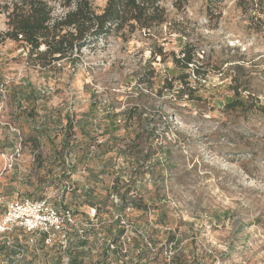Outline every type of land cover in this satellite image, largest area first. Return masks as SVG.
I'll return each mask as SVG.
<instances>
[{
	"label": "rangeland",
	"instance_id": "obj_1",
	"mask_svg": "<svg viewBox=\"0 0 264 264\" xmlns=\"http://www.w3.org/2000/svg\"><path fill=\"white\" fill-rule=\"evenodd\" d=\"M88 1L101 11L107 0ZM159 9L161 24L112 33L45 69L5 37L0 13V221L6 202L46 199L78 224L95 215L111 225L112 264H264V112L251 101L225 108L236 90L264 105V25L249 27L235 0ZM183 50L195 62L184 72L172 62ZM69 237L62 249L0 232V264L5 241L24 248L22 264H73V253L87 264L84 241Z\"/></svg>",
	"mask_w": 264,
	"mask_h": 264
},
{
	"label": "trees",
	"instance_id": "obj_2",
	"mask_svg": "<svg viewBox=\"0 0 264 264\" xmlns=\"http://www.w3.org/2000/svg\"><path fill=\"white\" fill-rule=\"evenodd\" d=\"M161 1L163 0H107L103 9L97 11L88 0H0V13L4 15L5 19V37L14 43L24 45L29 55L35 54L36 60L45 69L54 63L74 61V56L79 54L81 49L86 47L88 43L105 39L112 33L123 36L125 32L133 33L135 29L149 30L153 24H161L163 22L162 10L159 9ZM215 1L219 2L221 0ZM54 6L58 7L60 11L58 14H55ZM235 8L247 18L249 27L254 29L263 27L264 0H235ZM181 54L183 55L181 59H176L172 54V62L175 68H179L184 72L195 62L190 55L186 54L185 50ZM193 73L200 75L197 68L193 70ZM207 73L208 71L205 70L202 75L203 80H205ZM188 78V75H183L179 80ZM21 97L24 96L21 95ZM28 98H31L32 104L36 105V98L32 94L30 96L29 93ZM250 101L255 103V110L264 112V105L258 104L253 96L248 94L245 97H240L237 90L235 91V97L226 103L225 108L234 111L237 108L244 107L247 103L249 104ZM85 124L86 122L79 121L77 125L81 129L84 139L90 140V144L91 140H94L92 137L94 131L90 129L86 131L87 125ZM33 140H37V138H33ZM62 143L64 144V141ZM86 202L89 206L96 207L97 205L90 201ZM53 207L57 209L55 206ZM4 210L5 207L3 206L2 215ZM91 225L83 231V234L87 236L85 239L78 233L79 225L69 227L68 236L69 233L73 232L74 236H78L79 239L84 241L83 246L85 247L84 243L87 242L89 232L99 227L96 233L102 236L103 241L100 257L97 259L100 260V264H112L106 259L108 257L106 254L109 252L106 243L109 239L115 237L112 229H110L111 225L105 227L97 220L95 224ZM138 229L137 226L135 235L132 237L133 247L138 249L137 258H142L145 251L140 243L143 233H140ZM11 230H18L32 236V238L40 237L42 241H46V237L39 233H28L16 227ZM121 232L123 233V230ZM55 238L59 242L58 237ZM68 246L69 243L66 249ZM2 249L8 250L4 255L6 257L3 264L23 263L24 248L12 247L5 241ZM118 251V247L112 251L115 254L114 262L117 261ZM72 258L73 264H81L80 260L83 259L78 260L80 257L76 258L75 253H73ZM119 263L125 264L121 261Z\"/></svg>",
	"mask_w": 264,
	"mask_h": 264
},
{
	"label": "built area",
	"instance_id": "obj_3",
	"mask_svg": "<svg viewBox=\"0 0 264 264\" xmlns=\"http://www.w3.org/2000/svg\"><path fill=\"white\" fill-rule=\"evenodd\" d=\"M5 210L0 221V232L4 233L14 227L21 228L28 233H39L46 237L45 242H50L54 237H58L62 249H66L70 239L68 228L79 225V235L85 239L84 229L96 223V216L93 215L89 223L78 224L73 211L65 209L58 211L46 199L32 201L20 200L16 202H6ZM93 220L95 223H93ZM124 225V222H122ZM113 249V246H110Z\"/></svg>",
	"mask_w": 264,
	"mask_h": 264
},
{
	"label": "crops",
	"instance_id": "obj_4",
	"mask_svg": "<svg viewBox=\"0 0 264 264\" xmlns=\"http://www.w3.org/2000/svg\"><path fill=\"white\" fill-rule=\"evenodd\" d=\"M98 228H94L89 232L87 242L84 243V255L85 259H87V264L92 263L94 259H97L100 257L101 252V245H102V236L97 232ZM106 246V245H105Z\"/></svg>",
	"mask_w": 264,
	"mask_h": 264
}]
</instances>
